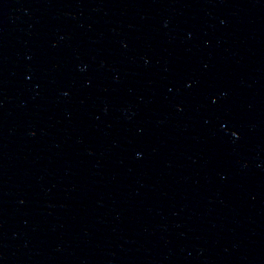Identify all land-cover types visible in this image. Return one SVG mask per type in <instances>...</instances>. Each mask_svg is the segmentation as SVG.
I'll use <instances>...</instances> for the list:
<instances>
[{
  "label": "water",
  "instance_id": "obj_1",
  "mask_svg": "<svg viewBox=\"0 0 264 264\" xmlns=\"http://www.w3.org/2000/svg\"><path fill=\"white\" fill-rule=\"evenodd\" d=\"M0 264H264V0H0Z\"/></svg>",
  "mask_w": 264,
  "mask_h": 264
}]
</instances>
